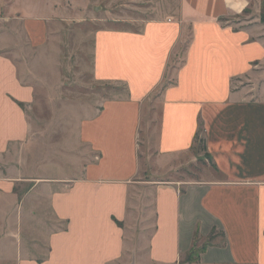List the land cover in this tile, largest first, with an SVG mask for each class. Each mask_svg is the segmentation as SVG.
<instances>
[{
    "label": "crops",
    "instance_id": "crops-1",
    "mask_svg": "<svg viewBox=\"0 0 264 264\" xmlns=\"http://www.w3.org/2000/svg\"><path fill=\"white\" fill-rule=\"evenodd\" d=\"M18 4L0 26L19 20L37 51L48 17L34 0ZM262 5L182 0L176 16L141 30H98L94 81L125 93L86 110L74 171L60 175L26 160L36 90L21 76L34 71L15 56L20 30L0 31V264H183L197 242L195 264H264V100L233 86L264 63ZM201 129L212 170L174 177L195 158ZM148 195L150 210L138 203Z\"/></svg>",
    "mask_w": 264,
    "mask_h": 264
},
{
    "label": "rangeland",
    "instance_id": "rangeland-1",
    "mask_svg": "<svg viewBox=\"0 0 264 264\" xmlns=\"http://www.w3.org/2000/svg\"><path fill=\"white\" fill-rule=\"evenodd\" d=\"M16 1L13 4L15 0H10V4L3 10L0 8V17H14L15 9L21 7L19 0ZM34 1L37 9L48 17L45 18L47 42L42 48L33 51L29 49L27 41L23 42L22 29L16 27L19 20H4L3 26H0V31L4 32H7L5 28L14 30L16 34L20 30L21 39L16 42L25 47L24 51L15 53V56L20 60L26 58V63L34 71V74L21 76L22 81L34 85L36 90L35 103L28 111L33 131L26 150V160L28 164L31 162V169L35 167V157L37 163L46 162L53 170L46 172V175H53L51 172L57 175L69 174L74 171L71 159L80 149L74 147L77 144L79 120L85 116L86 110L99 107L101 98H108L112 93H125L123 85H99L94 81L92 67L95 33L101 29L141 30L147 21L176 16L182 0ZM260 16V22L264 23L263 8ZM241 18L246 19V16ZM253 21L258 23L255 20L252 23ZM229 24H233L235 28L245 26L241 20L236 19ZM233 86H245L250 91V99L264 100V63L255 68L249 77L233 83ZM152 117L155 120L153 129L156 130L158 110ZM144 136V133L141 134V141L145 140ZM153 136L155 139L154 131ZM203 140L201 129V137L193 150L195 158H187L185 166L174 177L201 179L212 170ZM27 203L37 204V197L30 196ZM131 203L135 204L137 201L134 199ZM138 203L143 209L148 207L150 210L152 196H145ZM143 216L146 213L142 211ZM29 222L33 223V219ZM33 233L37 234V227ZM203 246V243H195L184 257L183 264H195Z\"/></svg>",
    "mask_w": 264,
    "mask_h": 264
},
{
    "label": "trees",
    "instance_id": "trees-1",
    "mask_svg": "<svg viewBox=\"0 0 264 264\" xmlns=\"http://www.w3.org/2000/svg\"><path fill=\"white\" fill-rule=\"evenodd\" d=\"M262 8L264 9V5H263V7H262ZM202 250H203V249H202ZM202 250H201V251H202ZM201 251H200V252H201ZM197 259H198V256H197Z\"/></svg>",
    "mask_w": 264,
    "mask_h": 264
}]
</instances>
